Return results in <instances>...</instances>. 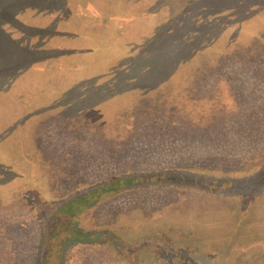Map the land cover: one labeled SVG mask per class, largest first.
<instances>
[{"label":"rangeland","instance_id":"rangeland-1","mask_svg":"<svg viewBox=\"0 0 264 264\" xmlns=\"http://www.w3.org/2000/svg\"><path fill=\"white\" fill-rule=\"evenodd\" d=\"M158 169L196 182L106 199L79 226L114 244L57 263L264 264V0H0V264H39L41 207Z\"/></svg>","mask_w":264,"mask_h":264},{"label":"trees","instance_id":"trees-1","mask_svg":"<svg viewBox=\"0 0 264 264\" xmlns=\"http://www.w3.org/2000/svg\"><path fill=\"white\" fill-rule=\"evenodd\" d=\"M76 51L80 50L76 49ZM87 52L93 53L95 50L88 48ZM190 174L191 173L188 171L179 169H158L144 172L135 171L79 189L75 193H71L69 196L58 201L49 210L45 211L41 207L39 214L43 217L44 223L48 227L49 237L46 240L44 253L40 258L39 264H51L53 260V264H58L57 262L63 254V251L61 254L60 250L64 242L69 244L72 240H76L77 242L80 240L87 241L88 239H91L93 234L81 229L79 223L80 216L88 212L94 206L99 205L106 199L109 200L113 197L119 196L121 193L128 190L149 188L152 186L171 187L180 185L185 186V184L192 185L193 182L196 181L190 179ZM258 177H262V174L258 175ZM214 182L217 181L214 180ZM253 192L254 191L250 194H253ZM63 222H67V224L63 225ZM57 225L64 228V231L68 233V235L63 236L60 232L56 231ZM93 238L95 240H98L99 238L114 244L113 237L106 233H104V235H93ZM125 246L127 247L126 244ZM130 250V252H132L135 249L132 248ZM58 252L60 254L57 256Z\"/></svg>","mask_w":264,"mask_h":264}]
</instances>
